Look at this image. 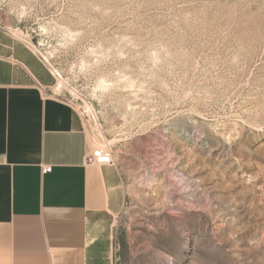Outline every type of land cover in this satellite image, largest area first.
Masks as SVG:
<instances>
[{"label":"rangeland","instance_id":"rangeland-1","mask_svg":"<svg viewBox=\"0 0 264 264\" xmlns=\"http://www.w3.org/2000/svg\"><path fill=\"white\" fill-rule=\"evenodd\" d=\"M0 40L111 151L108 264H264V0H0Z\"/></svg>","mask_w":264,"mask_h":264},{"label":"crops","instance_id":"crops-1","mask_svg":"<svg viewBox=\"0 0 264 264\" xmlns=\"http://www.w3.org/2000/svg\"><path fill=\"white\" fill-rule=\"evenodd\" d=\"M93 146L30 53L0 40V264H108L103 220L123 195L112 166L85 165Z\"/></svg>","mask_w":264,"mask_h":264},{"label":"built area","instance_id":"built-area-1","mask_svg":"<svg viewBox=\"0 0 264 264\" xmlns=\"http://www.w3.org/2000/svg\"><path fill=\"white\" fill-rule=\"evenodd\" d=\"M84 163L87 166H112L113 162L111 151L105 147L94 148L85 155ZM48 171L49 168H42V173H46Z\"/></svg>","mask_w":264,"mask_h":264}]
</instances>
